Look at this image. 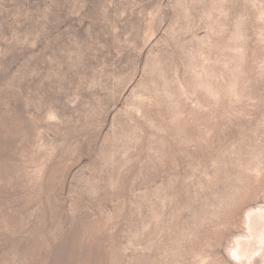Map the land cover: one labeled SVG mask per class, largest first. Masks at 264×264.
<instances>
[{"label":"rangeland","instance_id":"rangeland-1","mask_svg":"<svg viewBox=\"0 0 264 264\" xmlns=\"http://www.w3.org/2000/svg\"><path fill=\"white\" fill-rule=\"evenodd\" d=\"M0 264H264V0H0Z\"/></svg>","mask_w":264,"mask_h":264}]
</instances>
